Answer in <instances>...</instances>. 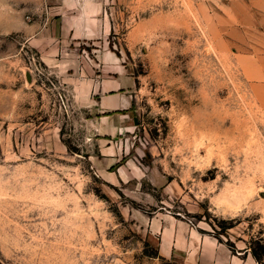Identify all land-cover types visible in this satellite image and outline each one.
<instances>
[{
	"label": "rangeland",
	"instance_id": "obj_1",
	"mask_svg": "<svg viewBox=\"0 0 264 264\" xmlns=\"http://www.w3.org/2000/svg\"><path fill=\"white\" fill-rule=\"evenodd\" d=\"M62 1L0 0V264H170L150 240L166 216L264 264V106L234 61L238 0H96L112 29L82 46L137 78L115 135L30 41Z\"/></svg>",
	"mask_w": 264,
	"mask_h": 264
},
{
	"label": "crops",
	"instance_id": "obj_2",
	"mask_svg": "<svg viewBox=\"0 0 264 264\" xmlns=\"http://www.w3.org/2000/svg\"><path fill=\"white\" fill-rule=\"evenodd\" d=\"M96 0H64L47 14V22L30 36L42 59L57 67L71 85L72 96L100 115L106 134L134 126L133 67L112 48L94 56L81 43L106 38L112 21ZM230 11L234 61L247 78L250 90L264 106V0H238ZM39 44V45H37ZM81 44V45H80ZM151 231L150 240L171 264H258L251 253L235 251L223 240L198 230L186 220L166 216Z\"/></svg>",
	"mask_w": 264,
	"mask_h": 264
},
{
	"label": "trees",
	"instance_id": "obj_3",
	"mask_svg": "<svg viewBox=\"0 0 264 264\" xmlns=\"http://www.w3.org/2000/svg\"><path fill=\"white\" fill-rule=\"evenodd\" d=\"M170 262V261H169ZM170 264H171V262H170Z\"/></svg>",
	"mask_w": 264,
	"mask_h": 264
}]
</instances>
